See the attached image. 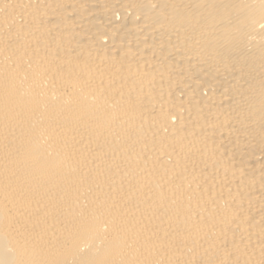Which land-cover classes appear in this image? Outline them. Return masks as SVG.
I'll return each mask as SVG.
<instances>
[{"label": "bare ground", "instance_id": "6f19581e", "mask_svg": "<svg viewBox=\"0 0 264 264\" xmlns=\"http://www.w3.org/2000/svg\"><path fill=\"white\" fill-rule=\"evenodd\" d=\"M0 264H264V0H0Z\"/></svg>", "mask_w": 264, "mask_h": 264}]
</instances>
